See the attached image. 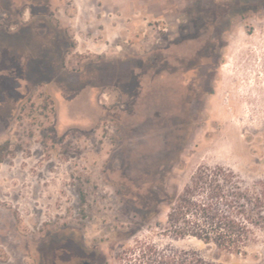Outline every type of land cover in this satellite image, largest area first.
Here are the masks:
<instances>
[{
	"label": "rangeland",
	"instance_id": "374dc122",
	"mask_svg": "<svg viewBox=\"0 0 264 264\" xmlns=\"http://www.w3.org/2000/svg\"><path fill=\"white\" fill-rule=\"evenodd\" d=\"M264 183V0H0V264H163L199 166Z\"/></svg>",
	"mask_w": 264,
	"mask_h": 264
},
{
	"label": "trees",
	"instance_id": "16d2710c",
	"mask_svg": "<svg viewBox=\"0 0 264 264\" xmlns=\"http://www.w3.org/2000/svg\"><path fill=\"white\" fill-rule=\"evenodd\" d=\"M175 239L192 238L218 251L244 254L264 233V183H246L223 166H199L167 214ZM163 264H221L193 250L172 249Z\"/></svg>",
	"mask_w": 264,
	"mask_h": 264
}]
</instances>
